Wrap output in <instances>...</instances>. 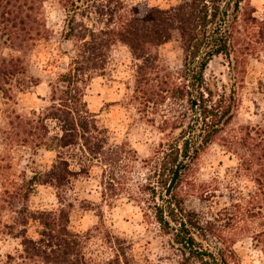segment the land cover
I'll return each mask as SVG.
<instances>
[{"label": "trees", "instance_id": "obj_1", "mask_svg": "<svg viewBox=\"0 0 264 264\" xmlns=\"http://www.w3.org/2000/svg\"><path fill=\"white\" fill-rule=\"evenodd\" d=\"M47 1L0 0V39L3 48L11 51L0 54L3 98L13 99L16 90L25 92L40 84V76L30 71L29 53L37 41L48 38L41 18ZM57 1L67 12L64 38L77 43L75 52L61 53L67 55L65 63L60 55L44 63L48 106L33 109L27 116H10L11 130L0 136L35 151L54 152L55 157L49 167L33 169L20 181L2 186L0 211L10 215L0 221V242L10 237L19 241V247L15 252H1L0 244V264H90L89 237L70 226L76 198L69 192L74 175L89 170L94 159L106 161L107 129L89 109L87 96L93 80L107 74L117 46L131 52L136 89L149 96L146 102L160 106L169 101L174 107L172 140L161 143L156 152L161 154L158 170L168 172L158 182L164 189L179 162L182 169L187 160L197 158L233 119L236 78L230 88L219 87L205 74L209 62L218 56L226 58L235 77L245 52H264V19L255 16V8L245 0H177L168 8L127 0ZM171 41L179 42L183 54L176 72H166L157 52ZM240 144L245 169L252 172L264 195V124L245 129ZM74 155L80 157V171L72 167ZM39 185L56 189V210L30 207V197ZM153 203L162 233L179 251L177 264L240 263L234 240L218 237L215 223L188 209L181 198L155 195ZM103 264L131 261L124 248L116 246L113 257Z\"/></svg>", "mask_w": 264, "mask_h": 264}, {"label": "rangeland", "instance_id": "obj_2", "mask_svg": "<svg viewBox=\"0 0 264 264\" xmlns=\"http://www.w3.org/2000/svg\"><path fill=\"white\" fill-rule=\"evenodd\" d=\"M127 1L161 8L178 2ZM245 1L255 8V16L264 19V0ZM45 4L62 15V26L55 31L46 26L43 18ZM66 13L57 0L43 4L41 18L48 38L37 41L29 53L30 71L40 76L41 81L25 92L16 90L13 99L3 98L0 94V136L2 131L11 130L10 116H27L33 109L39 111L48 106L50 88L47 72L43 70L44 63L59 55L63 63L67 62V55L61 53H74L77 44L64 38ZM10 52L3 48L0 39V54ZM157 52L166 72L181 68L183 54L179 42L163 44ZM40 55L45 59L37 68V61L32 57ZM235 73L234 77L228 60L222 56L209 62L205 74L219 87L230 88L236 78L232 86L236 88L233 119L197 158L186 161L172 195L181 198L188 209L195 210L205 220L213 221L218 227V237L234 240V248L240 256L239 264H264V195L254 182L252 172L245 169L244 149L240 144L245 129L264 124V52H245L239 71ZM135 74L131 52L126 46L119 45L113 51L107 74L93 80L87 96L89 109L97 114L108 136L106 161L94 159L89 170L74 175L69 192L73 199L76 198L70 226L74 231L82 228L77 232L89 237L86 251L90 264H103L112 258L116 246L124 248L131 264H177L180 259L177 246L162 233L152 211L155 195L158 198L165 190L158 182L168 176V172L161 174L158 170L157 157L161 154L156 152L161 149V143L172 140L169 130L176 122L174 107L169 101L160 106L146 102L148 95L136 89ZM120 129L121 136L117 137L116 131ZM133 136L135 140L130 138ZM134 144L141 147H134ZM54 157V152L35 151L29 145L9 138L0 139V192L3 185L20 181L24 173L31 174L33 169L49 167ZM72 158V167L80 171V157L74 155ZM93 192L98 193L97 200L89 198ZM121 197L139 209L140 217L134 222L142 231L133 229L131 234L122 233L114 230L105 219V208L111 212ZM29 205L33 210H56L59 207L56 189L39 185L31 195ZM9 215V211L1 209L0 221L8 220ZM86 216L92 222L82 227ZM124 219L128 222L127 217ZM18 242L10 237L3 239L1 252H15Z\"/></svg>", "mask_w": 264, "mask_h": 264}, {"label": "clouds", "instance_id": "obj_3", "mask_svg": "<svg viewBox=\"0 0 264 264\" xmlns=\"http://www.w3.org/2000/svg\"><path fill=\"white\" fill-rule=\"evenodd\" d=\"M43 18L45 20L46 26L53 27V30L55 31L59 27L62 26V15L58 14L56 12H53L48 8V5H44L43 9ZM55 22V24L53 23ZM33 60L37 61L36 67L39 68L43 65L45 57L43 55H40L39 57L33 56ZM60 71H64V69H60ZM50 74L52 76H55V72L50 70ZM117 137L121 136L122 129L117 130ZM131 139L135 140L136 137H130ZM134 147H141L138 144H134ZM47 155H51V153H48ZM80 195H86V193H80ZM51 199V197H49ZM90 199L97 200L98 193L93 192L92 196L89 197ZM117 207H114L111 212L107 208H105V219L109 221L110 226L114 230L121 231L122 233H129L131 234L133 232V229H136V231H142L141 227L138 226L134 221L138 220L140 217L139 209L136 208L131 201L126 200L125 197L119 198L117 201ZM125 217H127L128 222H125ZM92 222L91 218L89 216H86L84 219V225L82 227H86L88 224ZM82 230V228H77V231Z\"/></svg>", "mask_w": 264, "mask_h": 264}, {"label": "water", "instance_id": "obj_4", "mask_svg": "<svg viewBox=\"0 0 264 264\" xmlns=\"http://www.w3.org/2000/svg\"><path fill=\"white\" fill-rule=\"evenodd\" d=\"M181 162H179V164L176 166V169L172 175V178L170 179L168 185H167V188L165 189V192H164V195L165 197H169L173 190H174V187L176 185V182L178 180V177H179V174H180V170H181Z\"/></svg>", "mask_w": 264, "mask_h": 264}]
</instances>
